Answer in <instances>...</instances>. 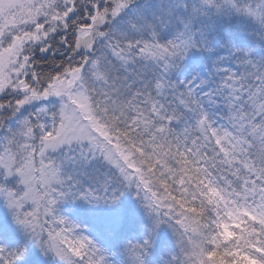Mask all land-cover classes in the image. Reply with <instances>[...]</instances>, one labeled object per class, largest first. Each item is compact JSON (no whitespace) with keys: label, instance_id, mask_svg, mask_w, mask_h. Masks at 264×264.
Wrapping results in <instances>:
<instances>
[{"label":"snow or ice","instance_id":"6c2138e0","mask_svg":"<svg viewBox=\"0 0 264 264\" xmlns=\"http://www.w3.org/2000/svg\"><path fill=\"white\" fill-rule=\"evenodd\" d=\"M50 260L264 264V0H0V264Z\"/></svg>","mask_w":264,"mask_h":264},{"label":"rangeland","instance_id":"374dc122","mask_svg":"<svg viewBox=\"0 0 264 264\" xmlns=\"http://www.w3.org/2000/svg\"><path fill=\"white\" fill-rule=\"evenodd\" d=\"M87 206H82L79 203L76 204H71V205H62L60 207V211L62 214H67L69 215V218L72 219H81L83 221V226L85 228L88 227V213L86 211ZM69 209H74V211H69ZM108 210L105 209L103 212H107Z\"/></svg>","mask_w":264,"mask_h":264},{"label":"trees","instance_id":"16d2710c","mask_svg":"<svg viewBox=\"0 0 264 264\" xmlns=\"http://www.w3.org/2000/svg\"><path fill=\"white\" fill-rule=\"evenodd\" d=\"M128 203H129L128 201H125V204H126V205H127ZM49 264H55V262L50 260Z\"/></svg>","mask_w":264,"mask_h":264}]
</instances>
